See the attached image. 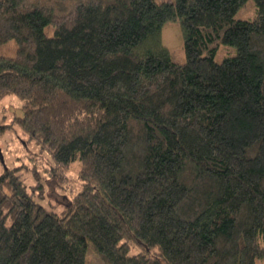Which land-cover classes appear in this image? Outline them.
Here are the masks:
<instances>
[{
  "label": "trees",
  "instance_id": "16d2710c",
  "mask_svg": "<svg viewBox=\"0 0 264 264\" xmlns=\"http://www.w3.org/2000/svg\"><path fill=\"white\" fill-rule=\"evenodd\" d=\"M246 2L0 0V45L17 42L0 96L82 181L59 214L0 174V264H88L90 248L106 264L264 259V0L238 18ZM170 20L184 62L160 40ZM221 44L236 54L215 60Z\"/></svg>",
  "mask_w": 264,
  "mask_h": 264
},
{
  "label": "rangeland",
  "instance_id": "374dc122",
  "mask_svg": "<svg viewBox=\"0 0 264 264\" xmlns=\"http://www.w3.org/2000/svg\"><path fill=\"white\" fill-rule=\"evenodd\" d=\"M236 16L242 19H253L256 16L254 0H247ZM53 27L49 26V33ZM160 40L170 50L174 60L184 62V37L179 20L167 21L161 29ZM17 42L9 40L0 45V54L14 56ZM235 46L221 44L215 60L221 61L227 56L235 55ZM23 101L15 94L0 96V174L6 170L20 176L29 190L35 189V198L48 209L63 214L67 205L81 189L79 178L80 161H74L68 171L61 176L54 169V161L50 153L19 126L17 119L23 115ZM41 188V189H40ZM33 192V190H32ZM90 248L88 264H106L99 254ZM258 264H264V259Z\"/></svg>",
  "mask_w": 264,
  "mask_h": 264
}]
</instances>
